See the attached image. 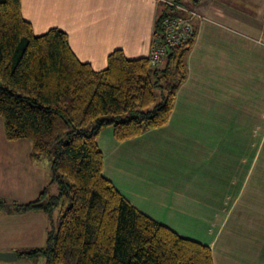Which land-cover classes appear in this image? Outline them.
<instances>
[{
	"label": "crops",
	"instance_id": "crops-1",
	"mask_svg": "<svg viewBox=\"0 0 264 264\" xmlns=\"http://www.w3.org/2000/svg\"><path fill=\"white\" fill-rule=\"evenodd\" d=\"M175 1L204 17L186 57L187 80L166 126L123 142L111 127L101 132L104 176L145 215L211 247L214 264H264V0ZM21 3L36 36L65 31L95 71L116 50L130 60L149 57L167 10L161 0ZM2 123L0 201L27 203L45 188L56 194L50 160L32 161L27 140L2 146ZM48 228L42 212L0 211V252L42 248Z\"/></svg>",
	"mask_w": 264,
	"mask_h": 264
},
{
	"label": "trees",
	"instance_id": "trees-1",
	"mask_svg": "<svg viewBox=\"0 0 264 264\" xmlns=\"http://www.w3.org/2000/svg\"><path fill=\"white\" fill-rule=\"evenodd\" d=\"M161 16L155 33L161 32ZM193 45V44H192ZM189 48L171 50L157 67L122 50L95 71L72 51L68 34L36 36L21 0H0V118L10 142L32 144V161L50 160L57 193L0 211L42 212L46 245L18 252L47 264H214L211 247L185 238L134 207L104 176L98 138L111 127L123 142L169 123L186 82ZM55 210H59L55 221Z\"/></svg>",
	"mask_w": 264,
	"mask_h": 264
},
{
	"label": "built area",
	"instance_id": "built-area-1",
	"mask_svg": "<svg viewBox=\"0 0 264 264\" xmlns=\"http://www.w3.org/2000/svg\"><path fill=\"white\" fill-rule=\"evenodd\" d=\"M161 1L166 4L167 10L162 17L161 32L154 34L152 49L148 57L153 67L162 65L171 50L189 48L196 38L197 22L204 18L175 0ZM262 30L264 31V19Z\"/></svg>",
	"mask_w": 264,
	"mask_h": 264
},
{
	"label": "rangeland",
	"instance_id": "rangeland-1",
	"mask_svg": "<svg viewBox=\"0 0 264 264\" xmlns=\"http://www.w3.org/2000/svg\"><path fill=\"white\" fill-rule=\"evenodd\" d=\"M259 21H261V19H259ZM0 122H3L1 118H0ZM2 134L4 136L3 123H2ZM7 144H14V143L13 142H10V141H7L4 138L3 139V142H2V146H7ZM98 144H99V142H98ZM242 144H243V138H242V136H235V145L236 146H242ZM58 211L59 210H55V213H54V219H55V221H57L58 220V217H59V212ZM35 264H47V262H46V259L44 257H40V258H38V260L36 261Z\"/></svg>",
	"mask_w": 264,
	"mask_h": 264
},
{
	"label": "water",
	"instance_id": "water-1",
	"mask_svg": "<svg viewBox=\"0 0 264 264\" xmlns=\"http://www.w3.org/2000/svg\"><path fill=\"white\" fill-rule=\"evenodd\" d=\"M18 260V254L16 252H0V261L12 262Z\"/></svg>",
	"mask_w": 264,
	"mask_h": 264
}]
</instances>
